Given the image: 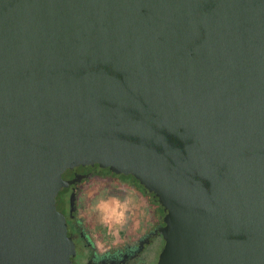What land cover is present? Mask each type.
Here are the masks:
<instances>
[{
    "label": "water",
    "instance_id": "water-1",
    "mask_svg": "<svg viewBox=\"0 0 264 264\" xmlns=\"http://www.w3.org/2000/svg\"><path fill=\"white\" fill-rule=\"evenodd\" d=\"M87 165L164 208L155 264H264V0H0V264H73Z\"/></svg>",
    "mask_w": 264,
    "mask_h": 264
},
{
    "label": "flooded vegetation",
    "instance_id": "flooded-vegetation-1",
    "mask_svg": "<svg viewBox=\"0 0 264 264\" xmlns=\"http://www.w3.org/2000/svg\"><path fill=\"white\" fill-rule=\"evenodd\" d=\"M122 176L124 175H116L98 165L79 166L63 174V179L71 184L62 189L61 192L66 190V197L57 198V208L65 215L68 236L75 244L76 254L72 258L73 264H155L157 262L164 246L163 240L157 234L165 225L158 222L162 216L161 210H165L161 206L156 207L155 210L151 202L153 195L145 191L137 180L130 178L131 176ZM101 180L111 181L115 185L140 192L146 204L148 203L143 215L140 214L141 220L138 225L133 226L128 223L124 228L118 226L116 232L119 240L112 239L115 234L111 230H115L116 225L102 223L101 216L93 213L89 206L83 204V199L87 201L86 195L90 192V188L96 183L101 185ZM72 196H74L73 206ZM151 254L154 256L151 257Z\"/></svg>",
    "mask_w": 264,
    "mask_h": 264
},
{
    "label": "rangeland",
    "instance_id": "rangeland-1",
    "mask_svg": "<svg viewBox=\"0 0 264 264\" xmlns=\"http://www.w3.org/2000/svg\"><path fill=\"white\" fill-rule=\"evenodd\" d=\"M106 181L107 180H101V185L97 183L94 184V186L90 188V192L86 195L87 201L83 199V204L86 206H89L90 211H92L93 213H96L98 216H101L102 223L111 225L110 223H114V222H113L112 216H110L111 215L110 213L111 211L115 212V208L112 209L111 207L110 209H108L109 213L107 214L106 211L103 209V207L105 205L106 206L113 205V203L115 202V204H117L120 207L116 209V211L119 214H124L125 212L126 220L128 221L130 225L132 224L133 226L138 225L139 221L141 220L140 214L142 215L144 211L146 210V207L148 206V203L146 204L145 202L144 196H142L140 192H135L130 188H125L124 186L121 187L118 184L115 185L111 183V181H108V182ZM59 196L58 197L60 199L63 197L65 198L66 190L63 191ZM151 202H152L153 207L160 208L161 205L157 199L153 198ZM161 215L162 216H160L158 223L162 225L165 223L164 222L165 211L161 210ZM115 225H116V229L111 230L115 234L114 237L112 238L113 241L119 240V237L116 232L118 226L122 228L124 227V226H121V224L119 223H116V224L114 223V226ZM107 231H110V230L107 229Z\"/></svg>",
    "mask_w": 264,
    "mask_h": 264
},
{
    "label": "crops",
    "instance_id": "crops-1",
    "mask_svg": "<svg viewBox=\"0 0 264 264\" xmlns=\"http://www.w3.org/2000/svg\"><path fill=\"white\" fill-rule=\"evenodd\" d=\"M112 207V209H114L115 208V212L113 211H111V215L110 216H112V218H113V222L116 224V223H119V224H121V226H124V227H126V224H128V221L126 220V215H125V212H124V214H119L117 211H116V209H118V208H120L117 204H115V202L113 203V205H110V206H104L103 207V209L106 211V213L108 214L109 212H108V209H110ZM155 210H156V207H153ZM126 211V210H125ZM141 212H143V211H141ZM127 213V212H126ZM143 215V214H142ZM141 215V216H142ZM110 222V221H109ZM140 222V221H139ZM123 227V228H124Z\"/></svg>",
    "mask_w": 264,
    "mask_h": 264
},
{
    "label": "trees",
    "instance_id": "trees-1",
    "mask_svg": "<svg viewBox=\"0 0 264 264\" xmlns=\"http://www.w3.org/2000/svg\"><path fill=\"white\" fill-rule=\"evenodd\" d=\"M122 177H126V176H122ZM130 178H132V179H134L133 177H130ZM142 188L146 191V189L142 186ZM62 193V192H61ZM60 193V194H61ZM153 197L155 198V199H157L154 195H153ZM162 208V207H161Z\"/></svg>",
    "mask_w": 264,
    "mask_h": 264
}]
</instances>
